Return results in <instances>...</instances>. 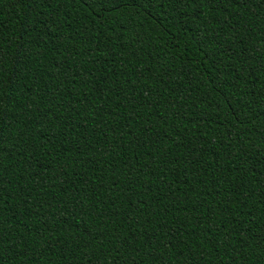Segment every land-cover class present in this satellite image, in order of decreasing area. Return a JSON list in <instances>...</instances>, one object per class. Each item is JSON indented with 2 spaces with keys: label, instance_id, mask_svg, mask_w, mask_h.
Returning <instances> with one entry per match:
<instances>
[{
  "label": "trees",
  "instance_id": "obj_1",
  "mask_svg": "<svg viewBox=\"0 0 264 264\" xmlns=\"http://www.w3.org/2000/svg\"><path fill=\"white\" fill-rule=\"evenodd\" d=\"M0 264H264V0H0Z\"/></svg>",
  "mask_w": 264,
  "mask_h": 264
}]
</instances>
